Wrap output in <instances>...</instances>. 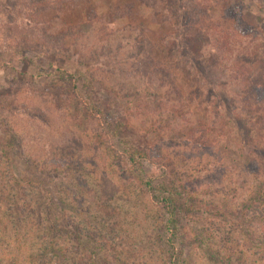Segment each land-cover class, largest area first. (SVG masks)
<instances>
[{"label":"trees","instance_id":"trees-1","mask_svg":"<svg viewBox=\"0 0 264 264\" xmlns=\"http://www.w3.org/2000/svg\"><path fill=\"white\" fill-rule=\"evenodd\" d=\"M106 1L109 11L98 15L91 0H0V47L16 48V54L28 65L35 64L39 71L48 70L44 78L48 96L57 94L60 99L66 94L74 98L81 119L95 121L102 117L110 136H117L123 124L122 118L111 117L110 111L117 106L111 97L119 94L114 92L116 87L119 91L124 87L135 96L140 110L163 115L152 121L161 132V139L165 140L168 135V139H178L183 144L200 142L199 147L195 146V154L201 149L199 155L211 152L212 144L217 142L214 138L219 137L222 142L223 134L216 135L214 129L219 123L215 120L210 122V128L208 118L199 126L193 124L190 115L194 107H204L205 114L213 115L222 110L224 115L229 113L228 120L246 118L243 120H250V125L254 119L250 129L264 139V0H252L260 14L255 26L246 22L241 0ZM142 11L147 14L144 16ZM119 20L125 22L115 25ZM151 23L156 26L154 30L150 28ZM58 56L71 58L84 69L67 71L54 67L50 57ZM191 61L199 63L202 72H197ZM12 71L16 73L13 76L16 80L24 74L17 67H12ZM206 74L212 85L205 83ZM181 76L188 79L184 90L176 83ZM190 95L194 97L187 101ZM221 95L233 107L228 109L230 104L226 106ZM194 100L200 101L193 105L190 102ZM40 121L44 123L43 118ZM2 126L0 195L8 189L12 196H18L16 203L21 200L24 203L27 185L32 182L13 174L10 154L15 150L12 138L16 132L5 128L4 123ZM218 129L223 130L222 124ZM117 142L122 146L119 159L124 162V172L137 177L141 191L165 210L164 225L172 242L178 229V211L200 209L194 205V195L185 190V183H174L173 170L167 169L162 160L157 161V148L150 146L152 141L146 146L120 136ZM225 142L218 148L216 154L220 157L214 162L221 167L225 162L223 155L231 154L234 162L238 159L233 156L237 148L231 149ZM64 147L54 146L56 150ZM256 154L260 160L252 157L244 166L261 178L264 177V148ZM144 161L150 163L149 171H144ZM42 166L45 173L64 172L65 168L58 164L49 169L47 164ZM103 180L107 185L109 179ZM35 184L42 210L40 219L51 216L43 227V248L50 249L56 254V260L59 259L54 248L57 231L73 241L74 247L88 248L90 264H109L106 254L110 247L105 235L112 234L115 227L99 228L97 224L83 223L64 226L61 219L70 195H65L63 188L60 193L51 188L49 180L38 179ZM115 186L110 181L112 190L107 187L108 195L114 192ZM100 191L105 193L104 189ZM69 209L75 214L80 212L70 206ZM169 247L170 256L180 255L172 244Z\"/></svg>","mask_w":264,"mask_h":264},{"label":"rangeland","instance_id":"rangeland-1","mask_svg":"<svg viewBox=\"0 0 264 264\" xmlns=\"http://www.w3.org/2000/svg\"><path fill=\"white\" fill-rule=\"evenodd\" d=\"M91 3L98 15L109 11L106 0H91ZM241 5L246 22L257 25L260 14L252 0H241ZM142 12L144 16L147 14ZM124 22L119 20L115 25ZM150 28L154 30L155 24L151 23ZM17 51L0 47V139L2 123L16 132L12 138L15 150L10 154L12 171L15 177L32 183L27 185L24 203L22 200L16 203L18 196H12L8 189L0 195V264H90L89 249L83 245L74 247V242L60 232H54L58 260L50 249L43 248V227L51 216L40 219L42 210L35 184L38 179L49 180L51 188L59 193L63 188L65 195H70L67 200L70 203L64 206L60 218L64 226L83 223L97 224L99 228L115 227L112 234L105 235L110 247L106 254L109 264H264V177L248 172L244 166L252 157L260 160L256 152L261 153L264 148V139L250 129L254 119L250 125V120H245L248 123L243 120L246 118L228 120L229 113L226 116L222 110L213 115L205 114L204 107H194L190 115L193 124L199 126L208 118L210 128V122L215 120L219 123L214 129L216 135L223 134V141L231 149L237 148L233 153L238 156L237 161L230 159L231 154L223 155L225 162L221 167L214 163L220 157L216 153L221 148V138L215 137L217 142L212 144L211 152L201 155L202 149L195 154L200 142L197 146L183 144L178 139H168V135L165 140L161 139L162 134L152 121L163 115L140 110L131 92L124 87L119 91L116 87L114 92L119 94L111 99L117 106L110 114L116 120L122 118L123 124L117 136H110L102 117L95 121L81 119L74 98L66 94L60 99L57 94L48 96L44 85L48 70L39 71L35 64L28 65ZM50 58L54 67L67 71L84 69L68 57ZM191 64L197 72H202L199 63L191 61ZM12 67L24 71L20 80L13 78L16 73ZM176 81L181 90L188 85L186 76ZM209 81L206 74L205 83ZM191 97L194 96H188L187 101ZM221 97L226 106L230 104L228 109L233 107L228 98ZM200 119L203 120L199 122ZM221 124L223 130L219 131ZM120 136L146 146L152 141L150 146L157 148V161L162 160L167 169L173 170L171 176L175 182H172L185 183V190L194 195V205L200 209L178 211V229L172 242L168 240L169 230L164 225L166 212L161 204L141 191L137 177L123 170L124 162L119 159L122 146L117 142ZM55 145L65 147L56 150ZM46 164L47 169L57 164L64 166V172L45 173L42 165ZM149 168L150 163L144 161V171ZM107 178L106 185L103 179ZM110 181L117 191L114 187V192L108 195L107 187L112 190ZM69 206L80 211L79 214L71 212ZM170 244L179 256H170Z\"/></svg>","mask_w":264,"mask_h":264}]
</instances>
